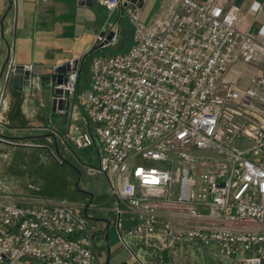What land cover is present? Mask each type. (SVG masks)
I'll return each mask as SVG.
<instances>
[{"label":"built area","instance_id":"1","mask_svg":"<svg viewBox=\"0 0 264 264\" xmlns=\"http://www.w3.org/2000/svg\"><path fill=\"white\" fill-rule=\"evenodd\" d=\"M95 1L111 13L125 2ZM174 2L150 23L141 21L138 8L128 9L132 47L94 60L85 90L79 91V60L76 67L71 60L66 83L50 79L53 112L64 117L67 143L97 149L94 170L107 178L127 248L131 237L162 248L187 243L262 264L264 24L243 30L240 10L215 0ZM251 9L257 13L261 5ZM117 26L99 34L90 52L115 44ZM112 30L116 35L107 40ZM9 59L5 86L18 66ZM238 64L251 67L247 86L229 77ZM24 70L32 73L34 65ZM44 87L32 73L29 93ZM85 209L68 200L0 198V264H106Z\"/></svg>","mask_w":264,"mask_h":264},{"label":"rangeland","instance_id":"2","mask_svg":"<svg viewBox=\"0 0 264 264\" xmlns=\"http://www.w3.org/2000/svg\"><path fill=\"white\" fill-rule=\"evenodd\" d=\"M159 3H161V8L156 10ZM13 4L14 1L11 6ZM123 4L120 8L122 15L117 11L113 17L111 11L99 4L98 1H95L92 7L77 6L83 12L82 17L85 8H88L87 12L97 15L98 22L105 18V21L107 20L106 27L118 22L117 32L119 35L118 41L112 46L96 48L90 52L81 71L79 91L85 90L90 83L89 67L94 60L126 53L132 47L135 27L128 9L138 8L136 11L139 13L141 21L145 23V15L151 14L153 11L149 20L153 22L166 15L176 5L174 0H144L138 5L127 7H124ZM74 11L76 12V10ZM84 21L87 24H94V21L82 20V22ZM84 30L85 28L82 26L77 32L83 33ZM102 32L101 30L99 34ZM2 37L0 26V74L4 68L3 73L5 74L11 58L6 57L7 50L3 45ZM251 75V67L241 64L235 65L229 73V77L233 81L243 86H247ZM43 90L30 94L28 89L22 94H18L12 90L11 86H5L3 76L0 78V100L2 103L4 102V108L0 111V198L32 204L68 200L79 205L84 204V207L88 205L87 215L92 222L97 224V229H101L100 224L105 222L108 224V230L105 227L103 231L107 232L109 236L110 264L146 262L147 254L150 252L145 253L141 240L127 238L126 245L131 249L129 251L117 233L115 226L117 218L114 212L116 200L111 193L107 178L94 170L99 166L97 149L95 147L79 149L72 142H66L64 117L54 113L53 108H48L49 104H47L46 98L51 100L52 91L47 87H44ZM45 91L48 92L47 95ZM23 108L24 110H22ZM49 125L54 127V133L48 130ZM96 243L106 262V252L104 253L103 246H101L102 244L106 245L104 236L97 235ZM182 263L239 264L235 258L221 256L216 249L199 246L195 247L191 251L189 259L182 260ZM262 264H264V260Z\"/></svg>","mask_w":264,"mask_h":264},{"label":"crops","instance_id":"3","mask_svg":"<svg viewBox=\"0 0 264 264\" xmlns=\"http://www.w3.org/2000/svg\"><path fill=\"white\" fill-rule=\"evenodd\" d=\"M13 1L14 4L11 6ZM195 1L198 3L206 2V0ZM215 1L219 2L223 7H236L240 10L243 18L240 28L243 30L255 32L264 24V0ZM255 2L261 5V9L257 13L251 9ZM94 3L95 1L90 6L87 0L83 2L78 0H49L48 2H40L38 0H0V26L3 36L2 42L7 50L6 57L15 58L18 65H34L32 73L35 76H40V78L50 76L53 73L54 66L75 59L79 60V65L83 69L99 32L108 28L105 26L107 20L105 21V18H102L98 22L97 15L95 16L93 12H87L88 8H85L84 15L83 17L81 16L83 12L78 7H92ZM160 5L161 3H159L156 10L161 8ZM117 11L122 15V9H116L112 12V17ZM152 15L153 11L151 14L145 15V23L150 22ZM82 20L94 21V24H87L85 21L82 22ZM82 26L85 28L83 33L77 32ZM9 38L10 41H8ZM13 91L22 94V92ZM45 93L47 95L48 92L45 91ZM46 102L49 104L47 105L48 108L52 109V101L46 98ZM31 105L33 106V104ZM28 106L30 107V103ZM100 227L101 229H98L96 236H104L106 245L102 244L101 246H103L104 253L106 252V264H110L109 236L107 232L103 231L105 227L108 230V224L105 222L100 224ZM141 243L145 248V253L147 254L148 251L150 253L147 254L146 262L139 261L138 264H186L182 263V260L187 261L191 251L199 246L176 243L170 248H162L154 241L147 243L141 240ZM128 249L131 251L130 248ZM239 264L241 263L239 262Z\"/></svg>","mask_w":264,"mask_h":264},{"label":"water","instance_id":"4","mask_svg":"<svg viewBox=\"0 0 264 264\" xmlns=\"http://www.w3.org/2000/svg\"><path fill=\"white\" fill-rule=\"evenodd\" d=\"M87 1L89 2V5L91 6L95 0H87ZM143 1L144 0H125L123 6L127 7L129 5V3L136 4L137 2L142 3ZM102 34L104 35L105 33L103 32ZM115 35H116L115 31H113V30L110 31L109 34L107 35V40L113 39ZM103 46L104 45H102V47ZM72 61L74 62V65L76 67V65L78 64V60L75 59ZM71 63L72 62L69 61V62H66L64 64H61L53 70V73L50 76L42 77L41 78L42 85L47 87L50 79H52L53 81H55L58 84L66 83L68 80L67 75L72 70ZM4 69L2 70V72L0 74V78L3 75ZM73 69H74V67H73ZM31 74L32 73L30 71L24 70V66L18 65L16 72L12 75L11 80H10V85H11L12 90L19 91V92L27 91ZM62 93H63V90L56 91V94L62 95ZM64 106H65V102L64 101L60 102L59 107L64 108ZM76 185L78 186V183ZM84 193H88V192H84ZM87 209H88V207H86L85 212L87 211Z\"/></svg>","mask_w":264,"mask_h":264}]
</instances>
